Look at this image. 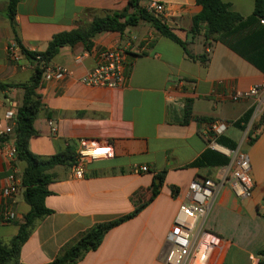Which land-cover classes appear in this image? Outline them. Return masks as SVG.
<instances>
[{
	"label": "crops",
	"instance_id": "0c3cea01",
	"mask_svg": "<svg viewBox=\"0 0 264 264\" xmlns=\"http://www.w3.org/2000/svg\"><path fill=\"white\" fill-rule=\"evenodd\" d=\"M10 1L0 0V83L11 84L28 82L35 72V63L16 39L29 51L43 52L56 33L85 27L95 17L123 10L129 2L18 0L10 18ZM152 1L164 4L165 12L159 18L187 42L188 49L196 56L207 53L209 60L190 58L180 44L145 21L124 34H96L90 50L82 44L60 49L50 65L66 66L72 75L40 80L36 93L42 106L34 120L38 133L30 138V150L42 156L67 148L76 151L80 140L87 138L111 143L114 155L89 162L81 180L72 178L69 165L52 169L55 178L45 199L52 212L36 224L22 246V264L52 261L84 230L134 210L138 194L148 192L153 184H160L155 199L138 215L111 229L100 247L76 264H166L167 234L190 182L223 176L226 165H192L210 149L202 131L214 121L226 122L228 129L222 135L248 153L254 181L248 198L236 197L223 184L205 219L206 227L223 238L216 264L264 261L260 254L264 249V106L258 98L233 97L264 78V24L256 12L257 0H224L242 19L230 31L210 39L204 29L193 28L194 16L202 11L196 0H141L139 4L146 7ZM13 43L20 47L18 59L9 55ZM116 44L127 48L125 85L81 82L97 64V51ZM23 96L24 90L18 87L0 91V190L12 172L23 176L26 167L24 161H12L5 155L6 147L14 144L16 126L5 114L8 110L17 113ZM188 102L191 115L185 122ZM10 125L12 132L4 133ZM252 130L258 137L250 144ZM137 166H146L147 171L134 172ZM14 209L15 220L2 222L0 215V240L4 242L18 233V223L31 209L23 191Z\"/></svg>",
	"mask_w": 264,
	"mask_h": 264
},
{
	"label": "trees",
	"instance_id": "16d2710c",
	"mask_svg": "<svg viewBox=\"0 0 264 264\" xmlns=\"http://www.w3.org/2000/svg\"><path fill=\"white\" fill-rule=\"evenodd\" d=\"M17 1H10L8 8L10 18H13L15 14ZM140 1L129 0L128 5L123 10L112 11L102 17H95L85 27L56 33L49 42L47 49L43 52L29 51L16 39L22 52L35 63V72L31 79L25 83H0V91L15 87L24 90L22 103L17 111L16 126L12 137L16 147L17 159L26 163L22 176L23 196L31 209L24 216V220L18 223V233L9 242L0 240V264H22L20 262L22 246L28 240L36 224L52 212L45 204L46 196L50 194L48 185L55 178L52 169L57 165L71 166L75 159L76 151L72 148H67L51 156H42L33 153L29 146L30 138L38 133L34 127V120L42 106L40 96L36 93V88L39 86L45 68L50 65L51 60L60 52L62 47H74L82 44L85 49L90 50L93 46L92 39L96 34L105 31H117L124 34L129 27L136 26L141 21H145L156 28L161 35L180 44L190 58L200 59L204 63L209 60L207 53L198 56L194 55L188 49L187 42L179 38L163 19L155 16L145 7H141ZM196 1L202 6V11L194 16L193 28L194 30L204 29L207 39L230 31L242 19V15L234 11L231 4L224 0ZM256 12L261 17L264 16L263 0L256 1ZM190 115L191 106L188 102L184 109L185 122L189 121ZM242 121L240 120L236 124L241 125ZM261 121L264 122V114L261 117ZM249 137L250 144H252L257 139L258 134H255L252 130L249 132ZM0 140H3V138H0ZM217 141L231 149L237 148V143L225 135L219 136ZM230 161L231 158L229 156L210 148L194 161L192 165H227ZM158 178L163 181V175H160ZM159 188L160 184H153L148 189V192H140L138 194L139 201H136L134 210L115 219L94 224L67 242L52 261L44 264H76L88 252L97 250L111 229L132 219L144 207L149 205L158 195ZM176 193V190H174V194ZM260 254L264 255V249L260 251ZM260 264H264V261L260 262Z\"/></svg>",
	"mask_w": 264,
	"mask_h": 264
},
{
	"label": "built area",
	"instance_id": "2783aa9c",
	"mask_svg": "<svg viewBox=\"0 0 264 264\" xmlns=\"http://www.w3.org/2000/svg\"><path fill=\"white\" fill-rule=\"evenodd\" d=\"M145 8L157 17L165 12L164 4L159 1H152ZM260 21L264 24V17ZM131 44L132 40H129L128 46ZM19 48L17 43L10 45L9 55L12 59H18ZM207 51L209 52L210 48ZM127 69V48L116 44L97 51V64L83 75L80 81L89 85L123 86L128 77ZM70 75L72 71L66 66L48 65L42 74L41 81L60 79ZM233 97L235 99L258 98L264 106V78L248 90L236 91ZM5 115L9 120L16 122L17 113L14 110H8ZM227 129L226 122L214 121L202 131V136L208 146L229 156L231 161L223 168V176L220 180L205 177L190 182L185 198L179 205L174 223L167 234L168 248L164 255L166 264H216V254L223 244V238L206 227L205 219L219 190L223 184L227 183L238 198H248L253 194L254 181L251 176L248 153L237 148L231 149L217 141V138ZM12 130V125H10L4 133H10ZM5 155L12 161L17 159L15 144L6 147ZM113 155L114 150L111 143L81 139L71 165L72 178L83 179L89 162L108 159ZM133 171L137 173L147 171V167L137 166ZM22 179V175L12 172L8 183L0 190L2 222L16 219L14 205L16 197L23 191Z\"/></svg>",
	"mask_w": 264,
	"mask_h": 264
},
{
	"label": "water",
	"instance_id": "95a60500",
	"mask_svg": "<svg viewBox=\"0 0 264 264\" xmlns=\"http://www.w3.org/2000/svg\"><path fill=\"white\" fill-rule=\"evenodd\" d=\"M263 6H264V0H263Z\"/></svg>",
	"mask_w": 264,
	"mask_h": 264
}]
</instances>
